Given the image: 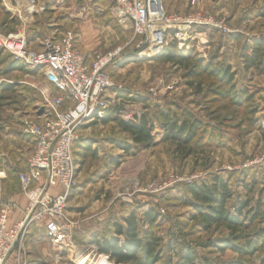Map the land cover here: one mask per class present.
<instances>
[{"label":"rangeland","instance_id":"374dc122","mask_svg":"<svg viewBox=\"0 0 264 264\" xmlns=\"http://www.w3.org/2000/svg\"><path fill=\"white\" fill-rule=\"evenodd\" d=\"M199 5L222 21L231 33L198 29L204 34L207 44L197 42L193 48L199 57L205 56L203 60L214 58L216 67L231 68L235 74V88L247 89L252 94L255 119L260 126L259 129H251L243 116L244 109L229 107L222 113V118L229 124L225 128L237 126L232 129L236 130L233 131L235 136L215 147H202V142L193 144L197 138L186 148L177 146L174 141H162L163 136L169 133L164 130L160 118L161 113L169 111L172 119L180 121L181 111L187 110L201 124H216L205 103L209 99V88L215 87L209 85L211 79L205 78L199 84L187 79L183 68L139 56L146 52L147 45L143 39L134 38L128 27H120L108 5L101 3L94 7L83 0H74L69 7L74 24L66 21L67 17H59L61 21L54 35L66 29L74 30L78 38L76 49L86 56L121 49L120 60L107 68L112 82L121 88L107 92L110 103L102 119L86 122L77 130L78 139L73 146L76 173L67 211L73 220L80 221V226L72 236L73 249L55 252L51 264H80L85 256L88 257L86 264H92L99 255L95 238L110 237L111 234L113 237V224L120 222L129 211L140 218L150 209L160 217L158 225L162 242L158 264H178L186 250L193 252L196 264H264V248L252 258L241 257L230 250L218 251V244L229 240L230 233L216 227L204 231L198 221L190 219L194 211L183 202L190 199L186 186L210 182L217 176L230 186L233 194L229 203L231 209L238 199L246 197L241 182L243 179L251 180L249 175L253 167H256L255 172H259L258 179L254 180L260 181L259 189L264 187V177H260V173L264 174V75H259L254 69L249 70L256 78L251 87H247L246 79L237 77L233 70V67H238L235 66L237 60L242 63L244 44L250 46L257 38L264 40V0H199ZM82 6L86 7L85 16L78 13ZM98 8L100 12H96ZM104 10L109 13H104ZM188 11L166 10L169 14L178 15ZM49 16H34L27 24V40L31 48L38 49L39 42L46 38L44 34L47 35L48 31L45 32L43 25ZM13 19L16 20L6 16L0 0V32L8 33L15 29L18 21ZM51 35L48 33L49 37ZM200 47L203 49L201 52L197 49ZM10 62L11 57L0 49V131H3V123L9 120V110H14V107L18 108V117L24 118L26 113H23L27 109V105H23L27 101L25 96L30 99V104L35 102L37 81L44 79L40 71L10 70ZM227 62L233 63V67ZM25 72L35 78L22 80ZM214 105L230 106L228 102L221 101ZM123 112L146 114L153 127L154 142L150 147L133 144L115 122H102L107 118L123 120ZM125 146L129 149L125 150ZM94 229H97L98 236H90L89 232ZM99 257L98 264H114L104 261L101 255Z\"/></svg>","mask_w":264,"mask_h":264},{"label":"built area","instance_id":"2783aa9c","mask_svg":"<svg viewBox=\"0 0 264 264\" xmlns=\"http://www.w3.org/2000/svg\"><path fill=\"white\" fill-rule=\"evenodd\" d=\"M1 1L18 22L14 31L0 32V49L28 72H42L58 92H42L35 115L22 122L21 132L33 140L34 146L26 159V169L17 174L20 190L28 199L27 212L20 221L8 224L11 206L4 204L0 195V264H8L11 256L15 264H20L26 234L33 225L43 226L56 254L73 249L72 236L80 226L67 211L76 173L73 146L80 126L103 118L110 103L107 92L121 88L107 73L108 66L120 60L121 49L97 52L89 58L75 48L72 30L63 31L59 37H46L39 49H33L27 40L29 21L49 11L68 9L67 0ZM104 1L120 27H128L134 38L143 39L145 51L153 50L150 58L171 41L179 50L191 49L197 42L206 45L198 29L231 33L199 5V0H188L189 11L184 15L167 13L163 0ZM78 13L85 16L86 7L79 8ZM197 49L203 51L202 47ZM140 55L146 58L148 53ZM200 57L205 59L204 55ZM39 110L41 115L37 114ZM139 117V113L123 112L122 119L134 122ZM101 256L109 262L107 256Z\"/></svg>","mask_w":264,"mask_h":264},{"label":"trees","instance_id":"16d2710c","mask_svg":"<svg viewBox=\"0 0 264 264\" xmlns=\"http://www.w3.org/2000/svg\"><path fill=\"white\" fill-rule=\"evenodd\" d=\"M6 16L12 19L7 11ZM241 56L245 71L254 69L259 75H264L262 38L253 40L250 46L244 44ZM151 59L183 68L186 71V78L198 81L199 84L203 83L205 78H209L211 79L209 85L212 87L215 85L214 88H209V99L205 100V103L212 121L216 124H201L187 110L181 111L182 119L179 121L172 119V114L167 111L161 113L160 118L164 130L170 136L164 135L162 141H174L177 146L186 148L197 138V142L193 144L202 142V147H215L234 138L233 131L236 130L232 129H236L237 126L225 128L224 126L229 124H226L222 118V113L228 111L229 107L242 111L244 109L243 116L247 119L249 127L260 128L255 119L256 107L253 96L247 89L235 88L233 84L235 74L231 68H218L213 64L214 58L203 60L194 48L179 50L172 41ZM10 70L24 71V68L12 60ZM136 100L145 103L140 98ZM219 101L228 102L230 106H215L214 104ZM109 121L115 122L121 132L127 134L135 145L150 147L154 142L153 127L146 114H142L134 122L117 118L113 120L107 118L102 122ZM124 149L129 148L125 146ZM259 182L254 179L247 182L243 179L241 185L246 197L238 199L231 205V209L229 203L233 194L227 181L222 178L215 176L210 182L186 186L190 199L183 202L194 211L190 219L198 221L204 231L216 227L230 233L229 240L218 244V251L230 250L241 257L252 258L264 248V187L259 189ZM159 219L158 213L153 209L146 211L140 218L135 212L129 213L120 222L113 224V237L94 239L97 254L107 256L114 264H158L162 242L159 234ZM178 264H196V257L191 250H186L181 254Z\"/></svg>","mask_w":264,"mask_h":264},{"label":"crops","instance_id":"0c3cea01","mask_svg":"<svg viewBox=\"0 0 264 264\" xmlns=\"http://www.w3.org/2000/svg\"><path fill=\"white\" fill-rule=\"evenodd\" d=\"M74 0H67L68 5H70ZM85 3H89L94 7L103 3L106 5L104 0H100V2H96L93 0H83ZM164 5L167 11L170 12H186L189 10L188 0H163ZM107 6V5H106ZM108 12V11H107ZM104 10V13H107ZM109 13V12H108ZM45 16H49V19L46 24L43 25L45 32L52 33L50 37H59L61 35H54L57 32V28L59 27V17H67L69 23H72V18L74 16L70 13V9L68 7L61 11H49ZM110 15V14H109ZM108 16V15H107ZM111 16V15H110ZM11 17V16H10ZM109 17V16H108ZM12 18V17H11ZM68 30V29H66ZM71 30V29H70ZM74 31V30H72ZM44 34L45 37L48 36ZM76 39H75V48L78 42L77 33L74 31ZM49 37V36H48ZM44 39V38H43ZM40 41V38H39ZM82 46V45H80ZM85 48V46H82ZM40 48V42L39 47ZM90 58V56H88ZM223 64V63H222ZM227 64L233 67V63L227 62ZM233 67V70L236 71L237 77H241L242 79H246L245 84H248L247 87H251L254 82L256 76L253 72H245L243 70V62L240 64L239 60ZM23 74V73H22ZM33 74H29L28 72L23 74L22 80H33ZM44 79L40 80L37 83L36 87V101L30 104V99L25 96V103L23 105H27V109L24 111L25 114L23 119H20L19 111L17 107H14V110H9V120L4 122L2 125L3 131H0V195L2 198V202L4 204H8L11 206V209L8 212V224L12 225L18 221H20L26 214L28 209V199L22 194L19 186V182L17 179V174L20 171H24L26 169V159L32 153L34 142L31 138L25 136L21 132L22 122L25 118L31 117L35 115L36 109L39 107L41 102V94L42 92H48L52 95H58V92L54 88V86L43 76ZM21 83V82H20ZM245 84H242L245 87ZM36 86V85H34ZM13 113V114H11ZM87 124V123H84ZM251 170V174L249 178L258 179L259 172H255V168ZM260 177H264V174L260 173ZM146 208V206H145ZM143 208V209H145ZM132 211V210H131ZM131 211L128 212L131 213ZM133 212V211H132ZM69 214V212H68ZM71 217V215L69 214ZM73 219V218H72ZM79 221V220H77ZM80 222V221H79ZM97 229L90 231V236H98L99 233L96 232ZM112 237V234L110 235ZM110 237H105L106 239ZM95 252V251H94ZM55 254V249L53 248L51 242L46 237L45 230L43 226L33 225L29 228L26 238H25V247L24 251L21 255L20 264H51V257ZM14 255V254H13ZM13 257L11 256L8 264H15L13 261Z\"/></svg>","mask_w":264,"mask_h":264},{"label":"bare ground","instance_id":"6f19581e","mask_svg":"<svg viewBox=\"0 0 264 264\" xmlns=\"http://www.w3.org/2000/svg\"><path fill=\"white\" fill-rule=\"evenodd\" d=\"M31 8V6H29V9ZM148 53V55H146V58H150L151 56H153V50L152 51H146L145 52V54H147ZM103 259H104V261H106V259H105V257H103V256H101ZM87 259H88V257H82V261L80 262V264H86V262H87ZM99 261H100V257L99 256H97V259H95V261L94 262H92V264H98L99 263Z\"/></svg>","mask_w":264,"mask_h":264},{"label":"water","instance_id":"95a60500","mask_svg":"<svg viewBox=\"0 0 264 264\" xmlns=\"http://www.w3.org/2000/svg\"><path fill=\"white\" fill-rule=\"evenodd\" d=\"M37 114L38 115H41L42 114V110H39Z\"/></svg>","mask_w":264,"mask_h":264}]
</instances>
